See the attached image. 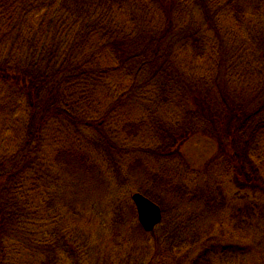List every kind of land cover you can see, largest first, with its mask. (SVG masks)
<instances>
[{"label":"trees","instance_id":"1","mask_svg":"<svg viewBox=\"0 0 264 264\" xmlns=\"http://www.w3.org/2000/svg\"><path fill=\"white\" fill-rule=\"evenodd\" d=\"M197 134L219 147L201 173L176 151ZM92 151L164 215L114 264H252L202 220L231 185L264 197V0H0V264L118 260L78 225Z\"/></svg>","mask_w":264,"mask_h":264},{"label":"rangeland","instance_id":"2","mask_svg":"<svg viewBox=\"0 0 264 264\" xmlns=\"http://www.w3.org/2000/svg\"><path fill=\"white\" fill-rule=\"evenodd\" d=\"M218 150L217 141L202 134L191 136L179 149H176L177 153L185 157L190 171L199 173L203 172L210 164L211 158L215 156ZM91 153L90 161L94 164L90 165L88 169L84 168L80 171L82 176L81 180L78 181L80 189L76 200L78 199L77 204L85 216L78 225L85 231V234L92 236L93 244L90 243L92 246L97 247V253H102L104 256L108 254V251L116 253L114 258L117 257L118 260L115 261L112 258V264H114L120 260L119 257L123 253L139 252L138 248L141 249L142 242L153 238L152 231L154 230L146 231L140 223L137 208L132 199L134 191L130 195L120 191L117 181L114 175L108 171L103 157L94 151ZM119 167L125 173L133 172L134 176L137 175L135 173L141 170L131 164H119ZM230 182L237 184L234 177L230 178ZM237 186L231 185L227 189L228 199L226 198L225 208L220 211L222 214L220 220L214 214L205 213L202 222L203 224L212 223L215 225L211 233L220 242L219 246L223 250L220 253H250L247 255L252 261L250 262L260 264L264 261V214L259 215L256 204L261 207L264 197H260V200L255 199L253 194L251 196ZM119 201H125L123 212L127 220V226H124L123 229L125 238L121 237L119 244L116 245L112 241V233L116 231L113 225V209L119 205ZM251 209H254L255 213L253 215L249 213ZM167 210L169 212L165 214V218H170V213L173 210ZM162 223L163 220L156 225L155 229ZM259 225L261 228L257 227ZM199 252L196 251L195 253ZM95 255V253L92 254V256ZM29 259V257L26 258V260ZM92 260H95V258ZM242 260V257L235 255L225 257L223 260L218 259L216 264H242ZM247 263L249 264V261L245 260V264Z\"/></svg>","mask_w":264,"mask_h":264},{"label":"water","instance_id":"3","mask_svg":"<svg viewBox=\"0 0 264 264\" xmlns=\"http://www.w3.org/2000/svg\"><path fill=\"white\" fill-rule=\"evenodd\" d=\"M133 202L136 205L140 223L146 231H152L156 225L162 222L163 212L161 207L140 192L132 194Z\"/></svg>","mask_w":264,"mask_h":264}]
</instances>
